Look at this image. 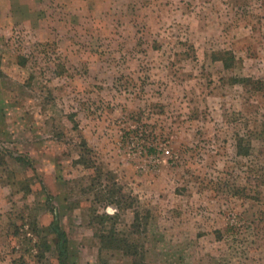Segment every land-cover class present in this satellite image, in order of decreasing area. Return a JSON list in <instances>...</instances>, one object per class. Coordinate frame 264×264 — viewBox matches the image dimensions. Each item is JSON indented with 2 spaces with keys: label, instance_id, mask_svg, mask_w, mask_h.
Wrapping results in <instances>:
<instances>
[{
  "label": "rangeland",
  "instance_id": "1",
  "mask_svg": "<svg viewBox=\"0 0 264 264\" xmlns=\"http://www.w3.org/2000/svg\"><path fill=\"white\" fill-rule=\"evenodd\" d=\"M0 264H264V0H0Z\"/></svg>",
  "mask_w": 264,
  "mask_h": 264
},
{
  "label": "trees",
  "instance_id": "2",
  "mask_svg": "<svg viewBox=\"0 0 264 264\" xmlns=\"http://www.w3.org/2000/svg\"><path fill=\"white\" fill-rule=\"evenodd\" d=\"M246 150L247 148H244L243 146H242V142L240 143V141L238 142V145H237V152H239V153H242V151L243 150ZM114 199H112V201H113ZM113 203V202H112ZM55 219H56V216H55Z\"/></svg>",
  "mask_w": 264,
  "mask_h": 264
}]
</instances>
